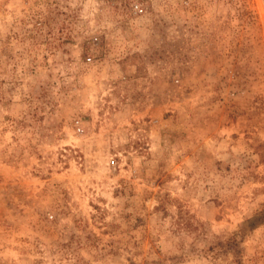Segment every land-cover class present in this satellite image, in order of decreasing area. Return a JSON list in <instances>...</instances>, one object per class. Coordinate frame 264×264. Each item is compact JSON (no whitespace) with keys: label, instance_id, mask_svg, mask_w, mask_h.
Wrapping results in <instances>:
<instances>
[{"label":"rangeland","instance_id":"obj_1","mask_svg":"<svg viewBox=\"0 0 264 264\" xmlns=\"http://www.w3.org/2000/svg\"><path fill=\"white\" fill-rule=\"evenodd\" d=\"M263 210L264 0H0V264H264Z\"/></svg>","mask_w":264,"mask_h":264},{"label":"trees","instance_id":"obj_2","mask_svg":"<svg viewBox=\"0 0 264 264\" xmlns=\"http://www.w3.org/2000/svg\"><path fill=\"white\" fill-rule=\"evenodd\" d=\"M262 224H264V210L255 214L253 217L246 219L241 224V234H248L256 228L260 227Z\"/></svg>","mask_w":264,"mask_h":264},{"label":"built area","instance_id":"obj_3","mask_svg":"<svg viewBox=\"0 0 264 264\" xmlns=\"http://www.w3.org/2000/svg\"><path fill=\"white\" fill-rule=\"evenodd\" d=\"M135 9H136L137 12H142V11H143V9H142L139 5H136V6H135ZM97 40H98V38L95 37V38H94V41H97ZM90 60H91V59H89V61H90Z\"/></svg>","mask_w":264,"mask_h":264}]
</instances>
